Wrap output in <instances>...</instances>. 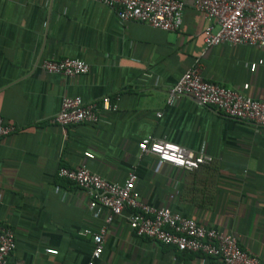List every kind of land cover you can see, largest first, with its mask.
Instances as JSON below:
<instances>
[{
    "label": "crops",
    "instance_id": "crops-1",
    "mask_svg": "<svg viewBox=\"0 0 264 264\" xmlns=\"http://www.w3.org/2000/svg\"><path fill=\"white\" fill-rule=\"evenodd\" d=\"M206 25L192 0L176 32L122 23L92 0H0V113L18 127L0 138V226L17 241L11 262L88 264L95 244L82 232L98 233L109 211L58 177L61 167L86 166L121 184L134 172L142 202L235 235L264 264V127L188 97L167 102L192 67L208 82L264 100V49L207 48ZM63 59L83 60L90 71L67 78L41 69ZM76 96L110 97L118 109L95 125L54 123L63 99ZM147 136L213 162L193 172L161 163L138 150ZM131 213L109 226L95 264H221L137 237Z\"/></svg>",
    "mask_w": 264,
    "mask_h": 264
},
{
    "label": "built area",
    "instance_id": "built-area-1",
    "mask_svg": "<svg viewBox=\"0 0 264 264\" xmlns=\"http://www.w3.org/2000/svg\"><path fill=\"white\" fill-rule=\"evenodd\" d=\"M116 12L122 23L139 22L168 32H176L183 25L186 0H92ZM193 6L206 21L203 40L207 48L230 45L264 49V0H192ZM41 69L52 75L74 78L88 74L90 66L80 59L44 60ZM191 98L204 107H213L226 117L264 127V100L252 99L240 92L206 81L198 67L188 69L171 87L168 104L182 98ZM118 105L110 97L85 103L80 96L65 97L60 112L53 122L62 127L100 122L103 111H117ZM160 117V114H158ZM18 131L5 122L0 113V138ZM142 154H151L158 161L187 171H197L210 165L213 158L196 155L192 151L164 139L147 136L138 144ZM58 177L67 180L109 211L105 225L98 233L86 229L95 244L88 264H95L104 251L109 226L125 209L131 210L129 222L139 238L162 246L176 248L182 253L200 254L218 259L221 264H261L257 256L242 249L237 237L208 229L196 220L185 218L169 208H157L142 202L136 190L137 174L132 172L125 183L110 181L90 171L86 166L69 169L61 167ZM17 248L12 229L0 226V264L11 262ZM57 256L59 252L47 249Z\"/></svg>",
    "mask_w": 264,
    "mask_h": 264
}]
</instances>
